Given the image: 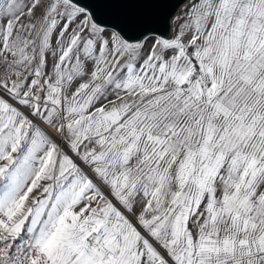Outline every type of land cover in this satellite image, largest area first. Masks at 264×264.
<instances>
[{
    "label": "snow or ice",
    "instance_id": "6c2138e0",
    "mask_svg": "<svg viewBox=\"0 0 264 264\" xmlns=\"http://www.w3.org/2000/svg\"><path fill=\"white\" fill-rule=\"evenodd\" d=\"M0 0V264H264V0Z\"/></svg>",
    "mask_w": 264,
    "mask_h": 264
},
{
    "label": "water",
    "instance_id": "95a60500",
    "mask_svg": "<svg viewBox=\"0 0 264 264\" xmlns=\"http://www.w3.org/2000/svg\"><path fill=\"white\" fill-rule=\"evenodd\" d=\"M183 2V0H166V5L162 9V15L157 24V29L161 32L166 31L167 29V14L177 11L179 5Z\"/></svg>",
    "mask_w": 264,
    "mask_h": 264
},
{
    "label": "crops",
    "instance_id": "0c3cea01",
    "mask_svg": "<svg viewBox=\"0 0 264 264\" xmlns=\"http://www.w3.org/2000/svg\"><path fill=\"white\" fill-rule=\"evenodd\" d=\"M179 10V8L177 9V11Z\"/></svg>",
    "mask_w": 264,
    "mask_h": 264
}]
</instances>
